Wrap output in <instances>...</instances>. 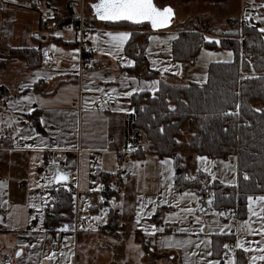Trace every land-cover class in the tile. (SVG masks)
Segmentation results:
<instances>
[{
    "label": "crops",
    "instance_id": "0c3cea01",
    "mask_svg": "<svg viewBox=\"0 0 264 264\" xmlns=\"http://www.w3.org/2000/svg\"><path fill=\"white\" fill-rule=\"evenodd\" d=\"M96 2L0 0V60L5 61L0 85L9 93L0 101V254L10 255L13 264H239L241 257L246 264H264V194L247 196L246 232L235 236L237 254L222 260L225 238L234 231L221 215L223 206L215 205L211 183L199 175L206 171V160L218 164L221 158L184 149L183 175L200 179L179 187L173 157L150 151L137 155L126 135L133 94L154 93L160 87L157 77L128 72L135 61L125 47L134 30L147 32L139 42L145 44L150 68L174 83L206 82L210 65L232 61L233 50L205 46L193 61L182 63L173 56V40L186 27L176 26L178 21L189 17L177 19L172 1L163 0L160 6L153 0L157 7L170 6L176 15V22L158 30L146 21L149 27L142 29L106 25L109 20L93 11ZM220 2L227 5L221 10L226 22L220 31L233 28L228 18L262 6L257 5L260 0ZM81 25L91 29L87 52L102 60L94 71H83L77 41ZM206 36L216 43L220 39ZM46 47L54 55L49 65L42 61ZM26 49H39L34 68L20 56ZM110 91L117 102L109 105L101 97ZM34 111L39 112V127L30 118ZM17 134L25 142L13 149L10 141ZM140 144L147 145L142 137ZM48 155L61 164L44 172L41 164ZM234 165L230 177L215 173V181L225 193L235 187L239 204L237 155ZM58 168L68 180L57 184ZM105 179L115 191L110 196ZM60 186L72 194L74 217L71 226L54 231L45 227V212L52 191ZM102 188V197H97ZM111 212L116 215L113 232L105 229Z\"/></svg>",
    "mask_w": 264,
    "mask_h": 264
},
{
    "label": "trees",
    "instance_id": "16d2710c",
    "mask_svg": "<svg viewBox=\"0 0 264 264\" xmlns=\"http://www.w3.org/2000/svg\"><path fill=\"white\" fill-rule=\"evenodd\" d=\"M213 1L219 3L223 0ZM227 21L233 28L218 32L208 27V23L195 21L193 26L185 27L173 40V56L182 63L193 61L205 46L233 50L232 61L210 65L207 81L203 83L168 81L165 74L150 68L148 64L145 44L139 42L147 32H132L125 49L135 64L128 72L157 77L160 87L154 93L140 91L133 94L134 110L127 120L126 135L135 144L137 155L150 151L160 157H173L179 168V187L196 185L200 179H186L183 175L180 156L184 149L211 158H227L236 154L239 168L238 201L243 214L248 195L264 194V42L263 31L254 17H248L247 22H242L240 16L228 18ZM105 23L138 29L146 25L145 22L126 20ZM206 34L219 36L218 43ZM38 53L39 49H26L20 51V56L26 58L29 67L34 68L39 64ZM4 65L5 61L0 60V66ZM35 89H40V83L36 84ZM8 94L7 89L0 85V101ZM30 118L37 127L40 126L38 111L31 113ZM141 137L146 141V147L140 144ZM199 175L207 179L204 173ZM105 183V192L110 196L115 191L106 179ZM211 189L216 206L234 205L235 187L225 193L216 183H212ZM52 194L45 212V227L56 231L60 226L72 225L74 202L71 192L62 186L53 190ZM115 224L116 215L111 212L105 229L113 232ZM239 264H246L244 257L240 258Z\"/></svg>",
    "mask_w": 264,
    "mask_h": 264
},
{
    "label": "built area",
    "instance_id": "2783aa9c",
    "mask_svg": "<svg viewBox=\"0 0 264 264\" xmlns=\"http://www.w3.org/2000/svg\"><path fill=\"white\" fill-rule=\"evenodd\" d=\"M35 0H31V3H34ZM257 15V11H244L241 16L242 22H247L248 17H254ZM91 29L85 26H80L77 30V41L79 43L80 49L83 51V71H94L101 64L102 60L90 52H87L90 42H91ZM54 55L49 47L43 48L42 50V61L44 64L49 65L52 63ZM101 101L106 104H115L117 102V95L115 92L110 91L106 95L101 97ZM6 138V135L2 136ZM24 138L17 134L10 141V147L13 149L21 148L24 145ZM61 160L53 155H48L41 164V170L47 172L51 167L60 165ZM105 191V188H102L98 193L97 197H102V193ZM221 215L224 221L233 228V236L228 237L225 241L223 253L221 255L222 260H229L237 254L238 247L235 242V236L239 234H244L246 230L243 228L245 223V217L241 213L238 203H235L232 206H223L221 207ZM204 229V225L201 226ZM64 238H68L69 235H63ZM0 264H13V259L10 255L2 253L0 254Z\"/></svg>",
    "mask_w": 264,
    "mask_h": 264
},
{
    "label": "rangeland",
    "instance_id": "374dc122",
    "mask_svg": "<svg viewBox=\"0 0 264 264\" xmlns=\"http://www.w3.org/2000/svg\"><path fill=\"white\" fill-rule=\"evenodd\" d=\"M160 6L164 5L161 2L163 0H156ZM172 1L174 5V9L177 13V19H183L184 16L189 17L188 20H179L176 26H186L191 27L195 23V21H198L200 23H208V27L215 28V31H220V27H223L226 21L222 20L223 16H221V10L224 9L227 5L219 2L213 4L211 3H201L199 5L192 4V1L190 0H167ZM257 5L264 6V0H260V3H257ZM149 12L147 13L150 15L153 14L154 6L150 5ZM235 8V4L233 3V10ZM220 14V15H219ZM104 17H110V16H116L117 14H112L111 11H105L101 13ZM191 16V18H190ZM221 17V18H220ZM256 21L259 23V27L261 31H263V42H264V8H257V15L255 16ZM176 22V21H175ZM228 22V21H227ZM199 23V25H200ZM149 27V25H145L144 28ZM240 42L242 41V37L239 38ZM256 107H259V104H256ZM236 154H231L227 158H221V160H218L219 163L215 164L214 162H210L209 160H206V167L204 170V174L206 175L207 179L211 184L216 183L215 181V173L222 175L226 174L228 177L231 176V166L230 164H233V171H234V156ZM233 157V160L232 158ZM207 159V158H206ZM205 165V164H204ZM225 172V173H223Z\"/></svg>",
    "mask_w": 264,
    "mask_h": 264
},
{
    "label": "water",
    "instance_id": "95a60500",
    "mask_svg": "<svg viewBox=\"0 0 264 264\" xmlns=\"http://www.w3.org/2000/svg\"><path fill=\"white\" fill-rule=\"evenodd\" d=\"M150 5L154 6V12L148 15ZM111 11L116 16L104 17L101 13ZM93 11L99 18L109 21L126 20L130 22L146 21L152 29H161L172 25L176 20V15L170 6L164 8L157 7L153 0H97L93 4ZM67 173L56 170L55 183L65 182L68 180ZM66 177V179H65Z\"/></svg>",
    "mask_w": 264,
    "mask_h": 264
}]
</instances>
